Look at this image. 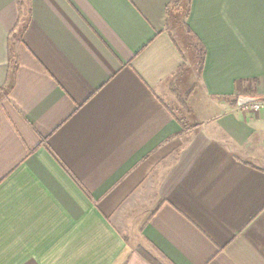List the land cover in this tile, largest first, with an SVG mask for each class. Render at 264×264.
<instances>
[{
  "label": "crops",
  "instance_id": "obj_1",
  "mask_svg": "<svg viewBox=\"0 0 264 264\" xmlns=\"http://www.w3.org/2000/svg\"><path fill=\"white\" fill-rule=\"evenodd\" d=\"M182 2L0 0V264H264V0Z\"/></svg>",
  "mask_w": 264,
  "mask_h": 264
},
{
  "label": "built area",
  "instance_id": "obj_2",
  "mask_svg": "<svg viewBox=\"0 0 264 264\" xmlns=\"http://www.w3.org/2000/svg\"><path fill=\"white\" fill-rule=\"evenodd\" d=\"M248 101H238L237 109L242 111H257L264 108V99L254 96L248 97Z\"/></svg>",
  "mask_w": 264,
  "mask_h": 264
},
{
  "label": "rangeland",
  "instance_id": "obj_3",
  "mask_svg": "<svg viewBox=\"0 0 264 264\" xmlns=\"http://www.w3.org/2000/svg\"><path fill=\"white\" fill-rule=\"evenodd\" d=\"M183 5H184V3H183ZM176 37H177V40L182 44L183 49L185 50V52H187L189 55H191L192 47L190 46V42H188L186 38H185V41H184L183 38H181V36H179V35H176Z\"/></svg>",
  "mask_w": 264,
  "mask_h": 264
},
{
  "label": "trees",
  "instance_id": "obj_4",
  "mask_svg": "<svg viewBox=\"0 0 264 264\" xmlns=\"http://www.w3.org/2000/svg\"><path fill=\"white\" fill-rule=\"evenodd\" d=\"M174 1L175 3H177L178 5L182 4V0H172ZM203 47H201L200 45V57H199V60H198V65H199V69H198V76L200 75L201 73V70H202V64H203V49H201Z\"/></svg>",
  "mask_w": 264,
  "mask_h": 264
},
{
  "label": "water",
  "instance_id": "obj_5",
  "mask_svg": "<svg viewBox=\"0 0 264 264\" xmlns=\"http://www.w3.org/2000/svg\"><path fill=\"white\" fill-rule=\"evenodd\" d=\"M248 100H250L248 97H244V98L239 99V101H248Z\"/></svg>",
  "mask_w": 264,
  "mask_h": 264
}]
</instances>
